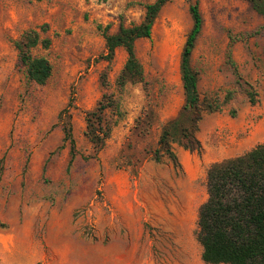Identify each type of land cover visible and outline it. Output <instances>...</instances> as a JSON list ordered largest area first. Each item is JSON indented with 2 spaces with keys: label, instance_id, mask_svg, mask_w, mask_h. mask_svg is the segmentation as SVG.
Here are the masks:
<instances>
[{
  "label": "rangeland",
  "instance_id": "rangeland-1",
  "mask_svg": "<svg viewBox=\"0 0 264 264\" xmlns=\"http://www.w3.org/2000/svg\"><path fill=\"white\" fill-rule=\"evenodd\" d=\"M154 1L0 0V247L11 262L206 264L195 229L208 198L207 172L190 182L168 157L158 162L145 154L184 103L180 62L193 25L190 0L168 2L152 37L136 43L148 88L117 87L125 48L112 61L104 57L103 28L116 33L141 23ZM200 8L204 24L192 67L201 97L235 94L222 111L204 115L198 136L210 146L236 147L258 126L264 130V16L248 0H201ZM30 30L51 40L32 49L53 66L44 85L29 78L15 44ZM103 73L124 115L96 153L85 112L104 92ZM149 101L157 120L143 131L137 120ZM67 107L76 141L72 165L59 120ZM262 141L264 135L255 145Z\"/></svg>",
  "mask_w": 264,
  "mask_h": 264
},
{
  "label": "trees",
  "instance_id": "trees-1",
  "mask_svg": "<svg viewBox=\"0 0 264 264\" xmlns=\"http://www.w3.org/2000/svg\"><path fill=\"white\" fill-rule=\"evenodd\" d=\"M170 1L156 0L148 4L145 17L139 24L121 25L116 33H109L108 27L103 28L107 47L105 59L112 61L119 47L125 48L128 53L127 61L117 78L120 90L128 83H143L146 88L149 87L144 66L136 52V43L139 39L152 37L155 21ZM248 1L264 16V0ZM200 3L201 0H190L193 25L181 53L180 74L184 103L178 114L162 125L157 143L145 149L146 157L158 162L168 157L179 170H183V166L174 146L179 145L202 156L204 146L198 132L204 115L222 111L235 94L230 90L223 100L218 96L201 97L199 74L192 67V54L204 24ZM40 42L47 48L51 44L48 38L41 40L38 30H30L15 44L29 78L44 85L52 75L53 66L48 58L33 55L32 49ZM101 85L104 89L101 98L94 108L85 112V134L96 153L106 147L114 126L124 115L120 97L109 89L107 73L101 76ZM255 94V91H249L253 104L256 103ZM67 113L68 117L65 118ZM59 120L63 124L64 140L71 143L72 165L76 157V141L69 107L60 112ZM156 120V112L149 101L144 115L137 120V128L145 131ZM207 190L208 198L199 208L195 229L196 239L203 247V262L264 264V142L241 155L212 163L207 171Z\"/></svg>",
  "mask_w": 264,
  "mask_h": 264
},
{
  "label": "crops",
  "instance_id": "crops-1",
  "mask_svg": "<svg viewBox=\"0 0 264 264\" xmlns=\"http://www.w3.org/2000/svg\"><path fill=\"white\" fill-rule=\"evenodd\" d=\"M202 129H203V124H201V130ZM262 129L263 128L261 126L260 127L258 126L254 130L250 138L245 139L243 142H240L239 146H236V147L232 145L230 146L228 145V148H227L226 146L223 145V143L216 147L210 146L203 139L199 138L202 141L204 148H205L203 157H201L198 152H192L179 145H176V153L179 156V159L185 169V172H186V175L188 176L189 181L192 182L196 180L200 174L204 176L206 172L208 171L209 166L212 163L217 162V161H222L226 158L241 155L245 153L246 151L255 147L256 146L255 142L258 141V139L264 135V130ZM199 251L202 254L203 247L201 244L199 246ZM8 253L9 252L8 250H6V248H4L3 246L0 247V259H1L0 264H36L38 262H42L43 264H45L44 259H39L37 262H32L31 259L24 263L11 262L8 258H6ZM26 253L28 254V252Z\"/></svg>",
  "mask_w": 264,
  "mask_h": 264
},
{
  "label": "bare ground",
  "instance_id": "bare-ground-1",
  "mask_svg": "<svg viewBox=\"0 0 264 264\" xmlns=\"http://www.w3.org/2000/svg\"><path fill=\"white\" fill-rule=\"evenodd\" d=\"M92 261H93V263H98L100 261V259L96 258V259H93Z\"/></svg>",
  "mask_w": 264,
  "mask_h": 264
}]
</instances>
